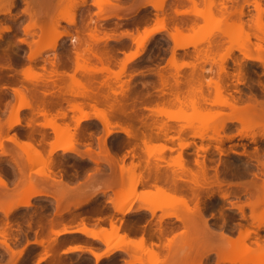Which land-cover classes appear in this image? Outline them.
<instances>
[{"label": "rangeland", "instance_id": "374dc122", "mask_svg": "<svg viewBox=\"0 0 264 264\" xmlns=\"http://www.w3.org/2000/svg\"><path fill=\"white\" fill-rule=\"evenodd\" d=\"M42 1L44 2L41 5H38V3H36L37 5L33 7V10L35 8V10H37L36 12H38L40 16L41 14L43 15L42 19L44 17L45 23H42L40 25H43V24L49 25L50 29H47L46 31L48 32L46 33L47 35L45 34L46 36L44 35L42 37L44 39V38H47L48 36V38L45 39L44 41H41L42 39L39 40L41 41L40 43L37 41L38 39L36 35H24L22 33V28L29 21L28 16L22 13L23 10L26 8V3L24 0H14V4L10 12L5 13V14H0V30L2 26H10L12 30H14L13 32H15V36H17V38H22L25 40V42H20V43L14 41L15 43H12L13 45H11V47H8L7 48L8 50L6 49V52L9 56L8 57L9 63L11 65L12 70L8 68H3L0 70V74L7 76L6 77L7 81L4 82L5 88L0 90V91H3L1 93L2 95L0 96V103H2V105L0 104V107L1 109L2 107L4 108L3 109L4 114H2V119L8 120L11 114L13 117V113L11 111H13L12 109H14L17 104V102L13 98V95L11 94L10 87L16 88L20 84L19 83L11 84L10 80L14 78L19 79L20 74L18 75L16 74L17 76H15L13 70L15 69L17 70V72L18 70H21L28 63L27 56L29 54V49L31 48L32 50L36 46L45 47L49 43L50 37H52L55 33L62 34L61 37L57 40L55 48L53 50H46V49L42 50L40 55L36 57V60L34 62L35 66L40 67L43 64V60L46 59L47 61H49L48 59L52 58L54 54H57V55L61 54L63 56V57L61 56L62 60H66V61L70 60L72 62L73 59L71 58H73L74 56L72 53L73 45H76L77 43L79 44L80 42H82L80 43L81 47H82V44L83 46L85 44L87 45L89 44L91 49H93L94 47V50H97L96 51L97 53L100 52L99 55H101V53L103 55L106 52L110 51L114 53V55L116 56L115 58L119 60L124 58V54L129 53L130 51L140 52V55L136 59L132 60L131 62L127 64L126 74L120 77L118 81L117 80L115 81L114 79H112V77L109 78L105 73H96V74L94 73L93 75L88 76L85 73H83V71H80V70L74 71V65L70 61H68V66L65 69L64 68L63 70L62 68H58L59 70L56 69L60 73L64 71L65 72L64 75L65 74L66 75L63 76V75H60L59 72H57V74H59L62 77V78L60 77L61 81H59V83L57 82L58 84L56 83V86H51L49 88L50 91L52 92L54 91V94L57 95V96L55 95V97L52 98V96H54L53 94L50 98L52 101L57 102V104L54 105L55 107L51 106L53 107V109L51 107L49 109V112H50L49 117H51L49 120H51L50 121L51 123L48 121L49 117L46 118L47 120L44 121L42 120L44 118L40 116H37L36 118H34L35 121L34 120L32 121L34 123L39 122L38 124L41 123L40 125L41 126L43 125V127L46 121L49 122V124H52L53 122V124L55 125L57 124L62 125V123L67 124L68 122L69 125L74 126L75 123L73 122L76 121V117L78 116V109L70 108L69 101L74 102L73 104L81 108L84 113H89V115L91 114L90 116H92L93 114H96V112L98 115L104 114L103 112L108 113V110L106 108L109 107V104L110 105L113 104V106L120 105L122 109L124 108L123 110H124V113H126V115L124 114L125 117L123 115H122L123 117L121 116L112 117L111 119H109L110 122H112L111 125L114 124V126L116 127L125 126L127 128L129 126V129L132 130L133 128L132 131H134L135 129V133L137 134L138 137H141L143 135L145 136L144 137L145 141L143 143H140V141H138L137 143L139 144L138 145L139 149H140V146L142 147L141 148L142 152L140 151L141 149L138 151H140L141 156L143 155L142 156L143 159L146 157L144 160L149 158V160L152 159L151 161L154 162L153 159L156 160V158H159L161 156L165 163L164 164L163 162H160L161 166H165L163 167V169L165 168L166 172L168 171V174L171 175L172 172H175V173L178 172L177 160H176L178 153L182 154L183 157H185L188 160V163H190L189 165L191 166V169L193 170L195 169V167L193 166V160L196 158V156H198L197 159L199 161H201V159L203 158L205 159V164L207 167V175H208L207 177L210 178L212 176L214 177L215 175L218 182L221 183L219 185H217L216 183H213L210 187L205 188V189L203 188L201 191H199V193H201L199 195L200 207H202L203 215L206 218L207 227L213 231L212 233L213 236L212 234L207 232L206 239H210V242L212 243L213 241L212 238H214V240L220 241V242L218 241V243H221L223 239L221 240L220 237L222 238V236H224L225 234L230 236L232 240H235L236 238H238L239 233L248 231L250 232V236L247 239H245L243 243L239 241H235L234 245L229 246L228 249L232 251L234 250L233 252H238V250L240 251L239 248L242 249L244 247H247V248L249 247L256 251L262 250V249L256 248L254 244V239H255L254 237L258 239V242L260 244H264V227H260L259 229L256 228L257 223L258 222L263 223L264 218L262 217L260 219H257V221H254L251 218V212L249 208L246 206L243 208L244 217H242L241 213L237 209V206L239 207L240 205H243L249 197L248 193L243 192L242 186L247 185L252 180L257 181V183H259L260 182L259 179H264V175H263L264 169L263 167H261V165H259V162H264V137L259 136L260 132L259 130H256V127L254 125L251 124L250 129H249V126L241 125L239 122H237L235 118L241 117V114L238 112H233V111H230L228 108H222V107L220 108L211 107L212 109H208L207 107H199V108L197 107L194 109L188 104L180 105V106L176 104L175 105L168 104L166 102V99H164L165 97H167V95L165 96L161 95V91L166 92V91H172L173 89H174L173 91H189L187 89L188 87L186 88V86H184L186 85L184 84V82H192L196 80V78H199V76H200V79L198 80L202 83V90L206 88V90L204 91H216L213 87L211 88L207 86L205 87L206 82H208L210 79L217 81L219 80L218 77H221L220 79L224 77L223 74L218 75V67L220 63L219 61L228 52V48H232L231 50H233L234 56H236L240 60L242 59V55L238 53L237 50L233 49L238 44H240L242 40L241 39L242 35L233 32L232 37H229L228 39L222 38L220 34H221V31L224 29L225 25L223 24L222 21L220 22L221 19L219 18V15L215 11H213L212 15L210 14L207 15V11L204 9L203 3H201V5H198V8L202 10L200 12H202V14L204 15V16L202 15L203 18L200 17L201 18L200 19L198 17V21L196 22V25H194L192 28H184V30L181 31L182 33H180L181 35L180 34L178 35L179 38H177V41L181 40L185 42L186 44H189L190 46L188 45L186 48L175 49L173 51L174 43L171 42L172 39L170 38V36H168L169 35L168 32L171 30L165 29L167 32L164 30L159 33H154L152 35H149L148 37L147 35L146 36L144 35V33L146 34V32L145 31L143 32V30L148 31L149 29L152 30V28L155 29V28L161 27V23L159 25L158 20L160 19L159 15L162 16V11L161 10L155 11L151 6H147L133 19L116 20L114 18H110L106 20H97L95 16L97 9L91 6V3H89V0H86L87 6L86 8H82V11L81 9L80 10L73 9L74 6L75 7L77 6L75 4L76 3L79 4L82 0L80 1L79 0H42ZM120 1H121V4L123 2L122 5L124 6H129L132 4L133 6H136L141 3L140 0H137L135 2H133V0H120ZM149 1L155 2L156 0H149ZM171 1L172 0H166V2L163 4V7L165 5L164 12L167 11L166 9H168L169 11V4ZM262 4L264 5V0H262ZM227 5L230 6L231 5L230 2H227ZM187 9H188V6H183V7H180L178 10H187ZM168 11L166 13L168 14L171 13L170 11L169 12ZM214 12L216 15L214 14ZM244 12L247 16L243 17L244 19L243 21H247L248 19L251 18V15H255L254 9L251 5L246 6L244 9ZM85 15L87 16L85 17V23H86L84 26L85 28L83 27L82 30H80V32L78 30L75 31L77 29L76 26H79L80 24V21H79L81 19L80 17L85 16ZM105 15L111 16L113 15V12H107L105 13ZM155 16L158 17L159 19L157 18L158 19L157 20ZM70 17L73 20V24H77V25H73L72 23H70V21L67 22L66 19ZM183 17L184 19L188 18L186 15H183V16L179 15L176 17V20L177 21L184 20ZM88 19H90V21ZM143 21L145 24H142ZM165 28H168V27H165ZM125 30L126 31L128 30L129 33L132 32V35H133L132 38H135L134 40L135 42L133 41L134 43L127 37L119 38V35L122 34ZM64 34H66V36ZM0 35L2 39H5V40L10 38L9 35L6 33H0ZM93 35H96V37L97 35L99 36L101 35V38H105V35H107L110 39H107L106 41L100 40L98 43L93 41L94 42L93 43L92 42L93 39L90 38V36H93ZM219 39H221L220 40L221 42L223 40V43H222L223 45H221L223 49L220 47L218 49V51L220 52L216 51V53L211 58L212 60L209 59L207 60L206 63L205 61H201L204 59H202V57L201 59L198 57L199 55L203 56V54H198L201 52L199 50H203L205 48V44L207 45L208 42L216 41L213 43H218L217 41H219ZM179 41L178 43H180ZM33 42L34 44L37 43V45H34ZM251 42L253 43L255 42V40L252 38ZM191 43L192 44L197 43L195 45L196 48H192L193 46ZM3 44L4 43L2 42L0 44V48L2 49L4 48L6 43L5 45ZM135 44H137V47H135L136 46ZM87 45H85L84 48ZM79 48L80 47H78V49ZM82 50L83 49L80 48L79 52L81 53ZM197 50H198V53H197ZM249 51H248L249 55L254 54V51L251 47ZM196 53L198 54V56ZM66 54H68V56ZM170 59L172 60V62L169 61ZM119 60L117 61L118 63H119ZM198 60L201 61L202 63L199 62ZM242 61L243 62L241 63L243 67H245L243 68V71L245 70L244 71L245 80L243 81L242 84H238L236 86L237 88L236 91L232 93H234L235 97L241 98L242 99L241 102L243 103L247 102L248 100H252L253 98L264 101V87H263L264 86V69L261 67L259 63L253 60L251 61L247 59H242ZM117 62L112 61L111 70L114 72L117 71L116 69L118 65ZM169 62L171 65H169ZM88 63H89V67L91 66L89 69L99 67V65L94 60H91ZM187 63H190L191 66L190 64H187ZM188 65L191 68L196 66L195 67L196 69L195 68L191 69ZM46 66L49 67L48 64ZM170 66H172L173 68ZM199 66H202V67H199ZM226 66H227L228 72L233 73V74L235 73V66L233 65L231 60L227 61ZM36 69H34L36 72L39 71ZM131 70L134 71V73L131 72ZM192 70L194 71L193 73H192ZM196 70L199 71V74H197L198 72ZM215 70L217 71L215 72ZM130 74H131V77L129 76ZM159 74L161 75L162 81L164 83L163 84L164 87L161 84L162 82L160 83ZM195 74H197L198 76L196 77ZM212 74H214V76ZM216 74H217V77H216ZM59 75H57V77ZM224 80H226L227 82V79L224 78ZM179 81L180 82L184 81L183 85L181 84L182 82L180 83ZM83 84L85 85L87 84L86 89L90 91L92 95L100 98L99 104L98 102L97 103L93 102L89 100L88 98H83L81 96L82 91H84L82 89ZM232 84H234V80L232 81ZM223 85H224V82H223ZM220 86H222V83L220 84ZM224 89H221L220 87L221 91H225ZM112 92H114L115 94H113ZM58 94L59 95L63 94L64 97H61L62 95L59 96ZM97 97L95 99H97ZM133 97L135 98V100L133 99L131 100V98ZM63 98H65V100H63ZM5 99H6V102H5ZM58 99L60 100V102L58 101ZM5 103L10 104V105H7L9 107L7 106L4 107ZM59 113L62 114L63 116L65 114L64 116L65 118L63 117V119H61L62 117L60 116L62 115H59ZM28 114H29V111L26 109H22L19 111L17 115V119L19 123L14 126L15 129H17V132H20V133L24 132V130H22L19 126L30 120V116ZM57 114H58V117H54L55 115L57 116ZM11 119L16 120L14 119V117ZM42 122H44V124H42ZM222 122L223 123L225 122V123H224V129L222 131H219L220 136L219 134H216L215 136H213L215 133L213 132L212 127L215 125L218 126ZM49 124L48 126H50ZM160 124L161 125L166 124L169 128H171V130H169L167 135L159 133V130L157 129V127H159ZM46 125L47 124H45V126ZM181 125L182 126L186 125V126H189L190 128H185L184 132L182 131L181 133L176 132V130L177 131L179 130L178 127H180ZM36 127H38L37 124H36ZM78 129L81 130L82 132L78 131ZM41 130L42 132L39 133ZM38 131L39 132L35 134V136L37 137V138L35 137V139L36 141L37 140L39 141V134H40V139H41V135L45 136V137L42 136L45 139L47 138L46 140L44 139V142H43L45 145L43 147L45 148L42 150L40 146L36 145L35 146L36 148H35L34 147L35 144L34 145L30 144V149H27L24 153L23 152L21 153L23 156H25L26 160L33 159L35 155V152H34L35 149L39 150L41 154L40 156L45 157L48 154V151H45V150H48L51 144L55 145L58 142H60L61 144H65V145L68 144L67 143L68 139L64 134H57V133L54 134L52 130L51 129L49 130L47 126L41 129L39 128ZM239 132L240 134L242 132L240 138H238L237 136ZM77 133L79 134L80 139L83 138L84 140V142L82 141V143L84 144L79 145L80 147L79 146L77 147V149H81V151H84L86 148H91L92 150L96 151L97 150V145H96L97 138L104 137L105 135L104 134L105 131H103L102 126L95 118L93 119V116L92 118L90 117L89 120L80 122L78 124ZM11 134H12V130L8 132V135H11ZM84 134L85 136H82ZM4 136L5 135H2L1 139L6 137ZM223 136L224 137L235 136L236 138L230 141H226L225 139L223 140L224 138ZM171 137L173 138L170 139ZM212 138L214 140H212ZM125 140L127 141V138L125 135H123V133H112L111 135H108L106 137V142L111 147L112 151L115 152L117 155L118 154L124 155L126 154V151L128 152V150L131 149V147L129 148V147L124 146L128 149L126 150V148H123V146H121L122 143L124 144L126 142ZM31 141L32 140L28 141V143L29 142L31 143ZM25 142H27V140ZM131 142H133V140H131ZM45 143H48L50 145L45 144ZM47 145L49 146L48 149H47ZM215 147H218V149L219 148L220 149L217 150L215 149ZM57 151H60V150H57ZM63 154H67V155L57 156V158L61 157L60 159L63 162V163L61 162L62 164L56 160L57 158L52 156L54 161L56 160L58 162V163H55L56 161L54 162V164H57V168H60L64 165L60 169H64L68 167V169H75V170L79 169V171L81 172L82 171L84 172L86 170L90 171L91 165L83 161L84 159L78 158L73 153H63ZM127 154L124 159V162L126 165H128L130 163L129 161L132 160L130 155L129 154L127 155ZM130 154L132 153L130 152ZM119 157H121V155ZM133 160L135 161V158ZM153 162H150V163H153ZM93 166L95 167L96 165H93ZM43 167L44 165L42 164V161H38V162L28 165V170H30L32 175L33 174L36 175L34 172L36 171L38 172V170L43 169ZM100 168L102 169V170L100 169L102 172V175L99 177V179H102V180L107 179V175L109 173L108 168L104 164L103 165L101 164ZM93 169H94L93 171L95 175L96 174L95 168ZM138 172H139L138 170H135L134 175L135 173H138ZM144 174H146V171H144ZM252 174L253 175L256 174L259 179L255 180ZM128 176H130V174H128ZM131 178L132 177L130 176L129 178L130 180H128L127 178L126 179L124 178L125 181L123 180L122 205L123 206L125 205L124 207L131 206V208L135 209L136 207H138V205L139 206L141 204L144 205V203L145 204L151 203L150 205H153L155 207L159 205H163V204L167 205L168 202H165L164 197L157 194L155 190H153L154 188L151 187V185L149 186L148 185L146 186L134 185L133 184L134 177L132 179ZM211 180H214V178H211ZM131 182L133 183L130 184ZM105 184L107 185V181L105 182ZM186 184L185 185L187 187L189 184L188 183ZM131 185L132 186L134 185V186L131 187ZM181 187L182 189L180 187L179 189L183 190L184 192L185 187L183 186V184L181 185ZM24 188H26L28 191ZM206 189H208L209 191ZM30 191H33V190L26 187V185H22L18 189L15 188V190L12 192L10 196L8 197L2 196L0 198V206H3V208H7V207H10L11 205H14L19 200H21L26 193ZM36 191H43V190H36ZM183 192H182V196L189 197L188 194H186V192H185L186 196L183 195ZM224 193H228V196L226 199L221 198V195ZM138 194L140 195L138 196ZM108 197L109 196L98 197L94 201H91L89 205H85L80 208L72 209V213L73 214L80 213L79 215L81 217H86V219H89L90 222L92 218H96L95 220H92L95 223L94 231L96 232H99L100 229H108L109 220H112L113 222L116 221L117 224L120 222L119 224L121 225V227L126 228L129 231L132 230L136 232V234L143 233L146 236L147 250L150 249L149 242L153 241L154 243L158 245L157 248L154 247L153 249H155V251L158 252L159 259L162 261L165 260L161 264L166 263V261L168 263L169 259L168 257H166L168 256L167 255L168 250L163 247L165 243L164 233L169 238L172 235L179 234L180 232L184 230L182 223L180 221L175 220L172 217L164 218L161 220V223H159L158 219L162 212L159 211L158 209L155 211L154 216H150L149 213H146L148 215L146 214H144L145 216L143 214L142 215H125L121 217L119 214H117L113 210ZM137 197H140V198H137ZM77 200H78L77 198H72L68 202L70 204H74V202H76ZM68 202L64 203V206H66ZM53 205L54 204H52L51 201L32 200L31 198L29 202V206L19 207L13 210L7 217H5L3 214H0V234L4 232V233H7L9 237H11L10 244L11 246H13L14 250L24 249L22 253L23 259H21L22 262H20L19 264H46L47 263L45 262L46 260L41 261L39 263L37 262L38 254L42 252V248L32 244V242L36 238H38V236L35 234V230H36L35 229L36 227L34 226L35 223L37 222L39 218H42V221H43V218L44 220H46L47 217L48 218L52 217V214H53L52 211L54 208ZM95 207L101 209L100 216L94 213L91 214L90 211H92L93 208ZM99 217H100V220L98 221L97 218ZM28 223H30L31 225H28ZM70 224L72 223L65 222V226L61 225L62 226L61 228L63 227L68 228ZM159 226H160V229L163 231L161 234L159 232ZM56 228H54V230H59ZM70 229H73V228H70ZM150 234H151L152 239L147 238L149 237ZM64 235H70V234H64ZM60 236H63V235H60ZM58 237H56L57 244L59 243L57 239ZM213 243H212V246H213ZM215 243L217 244L216 241ZM101 244L102 243H100L98 240H95V242H89V245L93 247H99ZM216 244L214 245L216 246ZM221 247L223 249L220 251L219 256H215V254L210 253V255L207 256L206 259H203L201 263L202 264H230L222 260L224 259V256L227 252H226V248H224L225 247L224 245H222ZM4 250L5 249L4 248L2 249L0 246V264H9L8 262L9 254L7 251H4ZM184 250L185 249H182V250L178 249L176 251L175 249H173V252H178L176 256H179L181 258L188 257L187 256L188 254L186 253L188 250L187 251L185 250L186 255L183 256ZM191 253L194 254V252L191 251L189 253L190 256H191ZM126 255L128 256V254L126 253H121V255H114L112 259L109 261L101 260L98 263H95V261L94 262L92 261L93 258L91 259L90 257L86 255L78 254V255H72L69 257H60L61 261L59 259V263L60 264H125V262L128 261L126 260L127 258ZM142 255L144 257L146 256L144 253ZM233 255L236 256V253H233ZM190 256L188 257V260H191L193 255L191 256V258ZM131 258L132 257L130 256V259ZM185 261H187V259H185Z\"/></svg>", "mask_w": 264, "mask_h": 264}, {"label": "bare ground", "instance_id": "6f19581e", "mask_svg": "<svg viewBox=\"0 0 264 264\" xmlns=\"http://www.w3.org/2000/svg\"><path fill=\"white\" fill-rule=\"evenodd\" d=\"M24 1L26 3V8L23 10L22 13H24L28 16L29 21L22 28V33L24 35H36V37L38 39L37 41L40 43L41 41H44L45 39L48 38V36H47V38H44V39L42 37L46 33H48L46 31H47V29H50V28H49V25H45V24L40 25L42 23H45L44 17L42 19L43 15L41 14V16H40L38 14V12H36L37 10H35V8L33 10V7L37 5L36 3H38V5H41L44 1H42V0H39V1L38 0H24ZM135 1H137V0H133V2H135ZM140 1H141V3L136 5V6H133V4L131 3L132 4L131 6L126 7V6L122 5L123 2L121 4L120 0H93L91 2V6L95 7L97 9V12L95 13L97 20H106V19H110V18H114L116 20L133 19L147 6H151L155 11L161 10L162 16L159 15L160 19L155 16L156 19L157 18L159 19V20L158 19L157 20L159 21V25L161 23V27L160 28L158 27L155 29L152 28V30L147 29L148 31L143 30V32L145 31L146 34L144 33V35L145 36L147 35V37H148L149 35H152L154 33H159L161 31H164L165 29L171 30L168 32L169 35H168V33H167V35L170 36V38L172 39L171 42L174 43V46H173V51H174L175 49L186 48L189 45V44H186L185 42H183L181 40L180 41L178 40L180 42V43H178L177 38H179L178 35L180 33H182L181 31L184 30V28H192L194 25H196V22L198 21V17L203 18L204 15L202 14V12H200L202 10H200L198 8V5H201V3H203L204 9L207 11V15L208 14L212 15L213 11H215L219 15V18L221 19L220 22L222 21L223 24L225 25L224 29L221 31V34L219 33L222 36V38L228 39L229 37H232L233 32L242 35L241 39L243 41L241 40L240 44H238L233 49L237 50V52L242 55V59H247V60H251V61L253 60V61L259 63L261 65V67L264 69V5L262 4V0H172L169 4V11L171 12L169 14L166 13L168 11V9H166L167 11L164 12L165 5L163 7V4L166 2V0H156L155 2H151L149 0H140ZM227 2H230L231 5L228 6ZM13 4H14V0H0V14L9 13L11 8L13 7ZM75 5H77V6L75 7L73 5L75 7V8L73 7V9H79V10L81 9V11H82V8H86V6H87L86 0H82L79 4L76 3ZM248 5H251L253 7L255 15H251L250 19H248L247 21H243L244 20L243 17L247 16L244 12V9ZM183 6H188V9L187 10H178L180 7H183ZM39 8H40V6H39ZM83 12H84V10H83ZM107 12H113V15H111V16L105 15V13H107ZM215 12H214V14H215ZM86 15L80 17L81 18L79 20L80 24H79V26H76L77 29L75 31L78 30L80 32V30H82V28L85 26V24H86L85 23V17H87ZM179 15L180 16L186 15L188 18L184 19V17H183L184 20L179 19L180 21H177L176 17ZM66 20H67V22L70 21V23L73 24V20L71 19V17L67 18ZM88 20L90 21V19H88ZM142 24H145L144 21ZM73 25H77V24H73ZM221 26H222V24H221ZM165 27H168V28H165ZM35 30H37V31H35ZM13 31L14 30H12V28L10 26H2L1 27L0 33H6L9 35L10 38L8 37L9 39H7L8 40L7 41L5 39H2V37L0 35V44H1V42L4 43L3 45H5V43H6V45H5L6 47L4 46L3 49L0 48V70L3 68L11 69V65H10L9 59H8L9 56L6 52V49L8 47H11V45H13L12 43H15L14 41L19 42V43L25 42L24 39L17 38V36H15V32H13ZM61 35L62 34H60V33H55L52 37H50L49 43L45 47L44 46H41V47L36 46L32 50L30 48L29 54L27 56L28 63L21 70H18L19 73L17 72V70H15V69L13 70L15 76L20 74L19 79L14 78V79L10 80L11 84H17V83L20 84V85L18 84L19 86L16 88L10 87L11 94L13 95V98L17 102L15 108L12 109L13 111H11L13 113L14 119H16V120L11 119V118H13L12 114H11L10 118H8V120L2 119V114H4L3 113L4 108L2 107V109H1V107H0V109H1L0 110V154L6 155L9 157L8 161L10 162V166L13 170V173H15L16 178H17V179L15 178L17 181L15 184V188L18 189L20 186L26 185V187H28L29 189L32 190L35 187H37L38 185H43L44 189H45V192L33 190V191L26 193L24 195V197L21 200H19L17 203H15L14 205H11L10 207L3 208V209L0 208V212L5 217H7L15 209H17L19 207L29 206V202H30L31 198H37V197H40L43 195L47 196V197L50 196L54 200V205H53L54 208L52 211L53 212L52 217H50V218L47 217L46 220H44V218H43V221H42V218H39L37 220V222L35 221L36 222L34 225L36 227L35 228L36 229L35 234L38 236V238H36L32 242V244L42 248V252L38 254L37 262L39 263L41 261L46 260L45 261V262H47L46 264H60L59 259H60L62 254L72 253V252H76V251L88 252L93 257L95 263H98L101 260L109 261L112 259V257L116 253H120V254L126 253L132 257L130 260L126 261L125 264H161L162 262L165 261V260L162 261L159 259L158 252L155 251V249H153L154 247L157 248L158 245L156 243H154L153 241L149 242L150 249L147 250V248H146V236L143 233H141L139 235L137 240L133 239L132 234L136 233V232H134L132 230L129 231L128 229L121 227V225L119 224L120 222L117 224L113 218L112 219L115 222H113L112 220H109L108 229H100L99 232H96L93 229L87 228V225H89L88 223H90L89 219H86V217H81L79 215L80 213L79 214H73L72 213V209L83 207V206L87 205L88 203H90L91 201H94L96 198L99 197V195H102V196H109L108 197L109 202L111 203L113 210L117 214H119L121 217H123L125 215H142V214L144 215L146 213H149L150 216H154L155 211L158 209L159 211L162 212L161 215L159 216V219H158L159 223H161L162 219L170 218V217H172L175 220L180 221L182 223L184 230L182 232H180L179 234L172 235L169 238L164 233L165 243H164L163 247L168 250V253H167L168 256H166V257H168V259L170 261L168 260V263L166 261V263H163V264H188L190 262H191L190 264H202L201 263L202 260L206 259V257L209 256L210 253L215 254V256H219L220 251L223 249L221 247L222 245L225 246L224 248H226V252H227L224 256V259H222L226 263H230V264H264V244H260L256 237H254L255 238L254 244H255L257 249H262L260 251L253 250L249 247L248 248L244 247L242 249L239 248L240 251L238 250V252H233L234 250L232 251V250L228 249L229 246L234 245L235 241H239V242L243 243V241L250 236V232H248V231H245L243 233L242 232L239 233L238 238H236L235 240H232L230 238V236L223 234L224 236H222V238L220 237L221 240L223 239L222 240L223 242L221 241L222 244L218 243L219 240L217 241V240H214V238H212L214 241V243L212 241L213 246H215L214 244H216L215 241L217 242L215 247L212 246L210 239H206L207 232L212 234L213 231L207 227L206 218L203 215L202 207H200L199 195L201 193H199V191H201L203 188L205 189V188L210 187L213 183H216L217 185H219L221 183L218 182L215 175H214V177L213 176L210 178L207 177L208 176L207 175V167H206L204 158L201 159V161H199L197 159L198 156H196V158L193 160V166L195 167V169L193 170V169H191V166L189 165L190 163H188V160L185 157H183L182 154L178 153L177 154L178 156L176 159L178 172L177 173L172 172L171 175L168 174V171L166 172L165 168L163 169V167H165V166H161L160 162L164 163L163 158L161 156L159 158H156V160L153 159L154 162L151 161L152 159L149 160V158H147L150 162H153V163H150L147 159L144 160L146 157L143 159V157H142L143 155L141 156V153H140V151L142 152V149H141L142 147L140 146V149H141L140 150L139 146H138L139 144H137V143H138V141H140V143H143L145 141L144 140L145 136L143 135L141 137H138L137 134L135 133V129H134V131H132L133 128L130 127V128H132V130H131V129H129V126L127 128L125 126L116 127V126H114V124L111 125L112 122H110L109 119H111L112 117H115V116H118V117L124 116L125 117V115H126V113H124V110H123L124 108L122 109L120 107V105H117V106L114 105L116 107L115 108L113 106V104H111V105L109 104V107L107 106L109 109L106 108L108 110V113L103 112L104 114L98 115L96 112V114L92 115L93 119L95 118L100 123V125L102 126L103 131H105L104 137L97 138V143H96L97 150L96 151L92 150L91 148H86L84 151H81V149H77V147L79 145L84 144V143H82V141L84 142L83 138H81L82 139L81 140L79 137V134L77 133V126L80 122L87 121L90 119V117L92 118V116H90L91 114L89 115V113H84L81 108H79L78 106L73 104L74 102L69 101L70 108L78 109V116L76 117V121L73 122V123H75L74 126L69 125L68 122H67V124L62 123V125H59V124L55 125V124H53V122H52V124H49V122L51 121V120H49L51 118V117H49L50 116L49 115V113H50L49 109L51 106H54L57 104V102H54L50 99L51 96L54 94V91L53 92L50 91L49 88L51 86H56V83L57 82L59 83V81H61L62 77L60 75H63V76L66 75V74L64 75V73H65L64 71L62 73H60L58 71L59 70L58 68H62V70H63V68L65 69L68 66V61H70V60H68V61L62 60L61 54H58V55L54 54L52 56V58L48 59L49 61H47L46 59L43 60V64L40 67L35 66L34 62L36 60V57H38L40 55L42 50H44V49L53 50L56 46L57 40L61 37ZM64 35L66 36V34H64ZM132 36H133L132 32L129 33L128 30L127 31L125 30L122 34L119 35V38L127 37L133 42L135 40V38H132ZM103 37H104V35H103ZM138 37H139V35H138ZM218 37H220V36H218ZM90 38L93 39L92 42L94 41L96 43H98L100 40L106 41L107 39H110L107 35H105V38H101V35L100 36L97 35V37H96V35H93V36H90ZM136 38H137V36H136ZM252 38L255 40V42H253V43L251 42ZM39 40H41V41H39ZM220 40L221 39H219V41ZM219 41H217L218 43H213L216 41L208 42L207 45L205 44V48L203 50H199V51H201L200 53H198V50H197L198 54H203V56H200V55L198 56V54L196 53L200 59H201V57H202V59H204L201 61H205V63H206L207 60H209V59L212 60L211 59L212 56L216 53V51H218V49L221 47V45H223L222 44L223 40H222V42L220 41V43H219ZM37 43L34 44V42H33L34 45H37ZM80 43H82V42H80ZM80 43L73 45V52L72 53L74 56H73V58H71V59H73L72 62L71 61L70 62L74 65V71H77V70L83 71V73H85L88 76H91L94 73L95 74L96 73H105L109 78L112 77V79H114L115 81L116 80L118 81L120 77H122L126 74L127 64L129 62H131L132 60L136 59L140 55V52H138V51L137 52L136 51L135 52L130 51L129 53L124 54V58L120 59L121 60L120 61L119 59L115 58L116 56L114 55V53H112L110 51H109L110 53L106 52L107 54L105 53L102 55V53H101V55H99L100 52L97 53L96 52L97 50H94V47H93V49H91L89 44L88 45L85 44L87 46L84 48L85 45L83 46V44H82V47H81ZM225 43H226V41H225ZM225 43H224V45H225ZM196 44L197 43H193L192 48H196L195 47ZM135 45H136L135 47H137V44H135ZM78 47L83 49L81 51V53L79 52L80 48L78 49ZM250 47L254 51L253 55H249V53H248V51L250 50ZM231 49L232 48H228V52L224 55V57H222L221 60L219 59L220 60L219 61L220 63L218 62L219 67L217 65L218 75L223 74L224 77L222 79H220L221 77H218L219 80L214 81V80H211L209 78L210 76L208 75L209 76L208 78L210 80L208 82H206L205 87L206 86L210 87V88L213 87L216 91H204V90H206V88L205 89L203 88L204 90H202V83L198 80V79H200V76H199V78H196L198 76L197 74H199V71L196 70L198 72L197 74H195L196 80H194L192 82H184L183 81L184 84H186L184 86H186V88L188 87L187 89L189 91H173L174 90L173 89L172 91H166V92L161 91V95L162 96L167 95V97H165V98L163 97V98L166 99V102L168 104H173V105L176 104L179 106L188 104L191 107H193L194 109L197 107L198 108L199 107H207L208 109H212L213 107L214 108L215 107L216 108L222 107V108H228L230 111H233V112H238L241 114V117H238V118L233 117L236 119L237 122H239L241 125L249 126V129H250L251 124L254 125L256 127V130H259V132H260V135L259 134L258 135L261 137H264V101L263 100H257L255 98H253L252 100H248L247 102L243 103V102H241L242 101L241 98L235 97L234 93H232V92L236 91V89H237L236 86L238 84H242L243 81L245 80V73H244L245 70L243 71V68H245V67H243V65L241 63V62H243L242 59L240 60L239 58L234 56L233 50H231ZM173 51H172V53H173ZM218 52H220V51H218ZM66 55L68 56V54H66ZM114 59H116V60H114ZM171 59L169 60L170 62H172ZM91 60H94L99 65V67L89 69L91 66L89 67L88 62H90ZM118 60H119V63L117 62ZM228 60H231V62L235 66V73L234 74L228 72V70H227L226 63ZM112 61H116L118 64L116 67L117 71H115V72L111 70ZM201 61H199V62H201ZM170 62H169V65H171ZM190 63H192V62H190ZM190 63H187V64H190ZM47 64L49 65V67L46 66ZM87 64H88V66H87ZM190 66H191V64H190ZM170 67H172V66H170ZM195 67H193V68H195ZM199 67H202V66H199ZM193 68H191V69H193ZM34 69L39 70V71L36 72ZM56 69H58V70H56ZM216 71L217 70H215V72ZM57 72H59L60 75L57 74ZM131 72L134 73V71H132V70H131ZM193 72L194 71L192 70V73ZM57 75H59L58 76L59 78L57 77ZM175 75H177V74H175ZM212 75L214 76V74H212ZM129 76L131 77V74ZM6 77L7 76L0 74V90L5 88L4 82L7 81ZM188 77H187V79H188ZM216 77H217V74H216ZM192 78H194V77H192ZM224 78L227 79V82H226V80H224ZM159 80H160V83L162 82L161 84L163 86L164 83L162 81L161 75L159 76ZM221 80L224 82V85H223V82ZM233 80H234V84H232ZM177 81H178V79H177ZM220 81L222 83V86H220V84H221ZM183 82L181 83L182 85H183ZM177 84H179V83H177ZM204 84H205V82H204ZM86 85L85 84L82 85V89L84 91H82L81 96L83 98H88L89 100H91L93 102H96V103L98 102V104H99L100 98L92 95V93L86 89L87 88ZM162 86H160V87H162ZM120 87H121V85H120ZM220 87H221V89L225 88L224 89L225 91H221ZM164 89H166V88H164ZM2 92L3 91H0V96L2 95L1 94ZM112 93L115 94L114 92H112ZM55 95L56 94H54V96H52V98L55 97ZM59 96L64 97L63 94H60ZM96 97H97L98 101H97V99H95ZM1 98H3V97H1ZM59 99H58V101L60 102ZM132 99L135 100L134 97L131 98V100ZM63 100H65V98H63ZM66 101H68V100H66ZM5 102H6V99H5ZM8 103H10V102H8ZM0 104L2 105V103H0ZM7 105H10V104L5 103L4 107H6ZM7 107H9V106H7ZM51 108L53 109V107H51ZM22 109H26L29 111L28 115L30 116V120H31V121L29 120L30 122L29 121L25 122L24 124L19 126L22 130H24V133L17 132V129H15V127H14L15 125H17L19 123L18 119H17V115H18L19 111ZM105 113H106V115H105ZM59 115H62V114L59 113ZM37 116L44 118V119H42L44 121L47 120L46 118L49 117L48 118L49 122H47V121L45 122V124H47L46 126L49 128V130L51 129L54 134H56V133L57 134H64L68 139V142H67L68 144L65 145V144H61L60 142H58L55 145H52V144L50 145L48 143H45V144L50 145V148L47 145V149L48 148L49 149L45 150V151H48V154L45 157L40 156L41 154H40L39 150L35 149L34 150L35 155H34L33 159H31V160L27 159L26 160L25 156H23L21 153L22 152L24 153L27 149H30V144H33V145L35 144L34 147L36 145L40 146V148H42V150L45 148V147H43V146H45L43 143L44 139H45L43 137H45V136L41 135V139H40V134H39V141L38 140L36 141V139H35V137H36L35 134H37L39 132L38 131L39 128L41 129V128L46 127L44 122H42V124H44V127H43V125L42 126L40 125L41 123L38 124L39 122L34 123L32 121ZM64 116H65V114H64ZM64 116L63 115L60 116V117H62L61 119H63ZM54 117H58V114H57V116L55 115ZM231 118H229V119H231ZM113 119H115V118H113ZM224 123L222 122L218 126L215 125L212 127V130L215 133L213 136H215L216 134H219V131H222L224 129ZM36 124L39 128L36 127ZM48 124L50 126H48ZM71 126H73V127H71ZM178 128H179V130L178 131L176 130V132L181 133L182 131L184 132L185 128H190V127L186 126V125L185 126L181 125ZM46 129H45V131H46ZM157 129L159 130V133H162L165 135H167L169 130H171V128H169L166 124H163V125L160 124V126L157 127ZM11 130H12V134L8 135V132ZM42 130L39 133H41ZM19 131H20V129H19ZM78 131H81V130L78 129ZM112 133H123V135L126 136L127 141L125 140L126 142L124 141L125 143L124 144L122 143L121 146H123V148H126V147L130 148L131 147V149H129V150L126 148V150H128V152L126 151V154L128 153L132 159V160L130 159L131 161H129L130 163L128 165H126L124 162L126 154H124V155L120 154L121 157H119L120 155L118 154L119 155L118 156L115 152H113L111 147L106 142V137L108 135H111ZM1 134L5 135L6 137L4 136L5 138L1 139V136H2ZM241 134H242V132H241ZM241 134H240V132H239V134H237L238 138L241 137ZM82 136H85V134ZM219 136H220V134H219ZM172 138L173 137H171L170 139H172ZM234 138H236V137L235 136H229V137H224L223 140L225 139L226 141H230ZM84 139H85V137H84ZM26 140H27V142H25ZM30 140H32L33 142L31 141V143L30 142L28 143V141H30ZM131 140H133V142H131ZM212 140H214V139L212 138ZM6 141H8L9 146H8V144L7 145L5 144ZM75 146H76V148H75ZM124 146H126V147H124ZM183 147H184V145H183ZM37 149H38V147H37ZM215 149L219 150L220 148L218 149V147H215ZM57 150H60L62 153H73L74 155H76L80 159H85V160L88 159L89 161H91L94 165H96L93 168H95V171H96L95 176H97V177H100L102 175V172H101L102 167L100 168V165L104 164L109 170L108 171L109 173L107 175V179H105L107 181V185L105 184V189H103L99 194L96 193L92 197H88V195H87V191H88L87 183H89V182H87V183L85 182L84 184L80 182V183H78V185L76 184L77 186H74V187L71 186V184H69L70 181L67 182L63 179L64 178V176H63L64 169H60V168H62L64 165L62 167H60L61 166L60 165V166H58L60 168H57V164H54V162L56 160L59 161V163L62 162L60 159L61 157L60 158L58 157L60 159L59 160L54 155L55 158H57L55 161L52 157L53 154H56L55 152ZM136 150L137 151L140 150V151L137 152ZM143 150H144V148H143ZM129 151L132 154H130ZM134 158H135L136 162L133 160ZM3 161H6V160H3ZM38 161H42V164L44 165L43 169L38 170V172L37 171L34 172L37 177L38 176L40 177V178L38 177L39 180L37 179L36 176L32 175L30 170H28V165L33 164V163L38 162ZM57 161L55 163H58ZM259 165H261V167H263V169H264V162H259ZM5 167H6V165H5ZM69 167H70V165H69ZM56 168L62 172V175L59 174L60 172L57 173L58 170ZM55 169H56V171H55ZM135 170H138L139 172L135 173V175H134ZM54 171L58 175L63 176L62 177L63 180L60 179V181L57 180V182H55L53 177L57 176V175H54L55 174ZM144 171H146V174H144ZM69 173H64V175L69 174ZM76 173L73 177L77 176ZM11 174H12V171H11ZM128 174H130V176L132 178L134 177L133 178L134 183L131 182L130 184L133 183L134 185H141V186L151 185V187L154 188L153 190H155V192L157 194L164 197L165 202H168L167 205L163 204V205H159V206L155 207L153 205H150L151 203L149 202L150 204L144 203V205H142V204L140 206L138 205V207H136L135 209L131 208V206L130 207H128V206L124 207L125 205L124 206L122 205V187H123L122 185H123L124 178L125 179L127 178L128 180H130L129 179L130 176H128ZM142 174H144V175H142ZM2 178L3 177L0 176V198L2 196H5V197L10 196L12 194V192L15 190V189H11L12 187L11 188L8 187L5 180H3ZM211 178H214V180H211ZM253 178H255V180L259 179L256 174L253 175ZM71 179H73V178L71 177ZM67 180H69V179H67ZM259 180H260L259 183H257V181L252 180L247 185L242 186L243 192L248 193L249 197L243 205H240L239 207L237 206V209L241 213L242 217H244L243 208L245 206L248 207L250 212H251V218L254 221H257V219H260L262 217L264 218V179H259ZM180 182L181 183L183 182L182 184L185 187L186 191L184 190V192H183V190L179 189V187L182 189V187H181L182 184ZM186 183L189 184L187 187H186V185H187ZM133 186L131 185V187H133ZM206 190H208V189H206ZM47 191H48V193H47ZM123 191H124V189H123ZM182 192H183V195L186 196V194H188L189 197L182 196ZM185 192H186V194H185ZM139 193H141V192H139ZM211 194H212V192H211ZM110 195H111V197H110ZM139 195L140 194H138V196ZM208 195H209V193H208ZM227 196H228V193H224L221 195V198L226 199ZM72 198H77L78 200L76 202H74V204H70L68 201ZM137 198H140V197H137ZM67 202H68V204L66 206H64V203H67ZM154 205H156V204H154ZM100 210L101 209L95 207L90 212H91V214L94 213V214L100 216V214H101ZM83 213H84V211H83ZM146 215H148V214H146ZM97 220L99 221L100 217L97 218ZM65 222L75 223V224L79 223L81 225L80 226L81 228L79 227L77 229H70V228L68 229V228L63 227L59 230H54V228L58 227L59 225L60 226L64 225ZM28 225H31V224L28 223ZM92 225H95V224H92ZM34 226H33V228H34ZM260 227H264V221H263V223H261V222L257 223L256 228L259 229ZM131 231L133 233H131ZM159 232H160V234L163 232L160 229V226H159ZM74 233H79V234H82L86 237H90L92 239L98 240L100 243H102L105 246V250L103 252H96L90 246L89 247L68 246L65 249H59L60 247H59V243L57 244V242H56V237H58L60 235H64V234H74ZM212 236H213V234H212ZM10 238L11 237H9V235L7 233H4V232L1 233L0 234V246L2 249L3 248L5 249L4 251L8 252L9 255L8 254L7 255L9 256L8 257L9 258V260H8L9 264H19L20 262H22L21 259H23L22 253H23L24 249L14 250L13 246H11V244H10ZM147 238L152 239L151 234ZM158 238H160V237H158ZM220 244H221V246H220ZM220 247H221V249H220ZM173 249H175L176 251L178 249H181V250L185 249L186 251L188 250L186 252L188 254L187 255L188 257L190 256L189 253L191 251L194 252V254L191 253V256L192 255L193 256H192V258L190 256L191 260H188V257L181 258L179 256H176L178 252H173ZM185 250L183 252L184 253L183 256L186 255ZM141 253L142 254L144 253L146 256L144 257ZM233 253H236V256H234ZM185 259H187V261H185ZM60 261H61V259H60ZM188 261H190V262H188Z\"/></svg>", "mask_w": 264, "mask_h": 264}, {"label": "crops", "instance_id": "0c3cea01", "mask_svg": "<svg viewBox=\"0 0 264 264\" xmlns=\"http://www.w3.org/2000/svg\"><path fill=\"white\" fill-rule=\"evenodd\" d=\"M93 0H89V3H91ZM129 6H131V5H129ZM129 6H126V7H129ZM24 133V132H23ZM5 144L7 145L8 144V146H9V143H8V141H6L5 142ZM56 154H53L52 156H59V155H67V154H63L62 152H60V151H57V152H55ZM54 156V157H55ZM9 157L8 156H6V155H1L0 154V162H1V164H0V176L1 177H3L2 179L3 180H5V182H6V184L8 185V187H12L11 189H15V184H16V175H15V173H13V170H12V168H11V166H10V162L8 161L9 159H8ZM3 160H6V161H3ZM83 161H85L87 164L89 163L90 165H91V168H90V171H88V170H86V171H79V169L78 170H75V169H68V167L67 168H64V171H63V176H64V180L65 181H70L69 182V184H71V186H77L78 185V183H87V182H89V183H87V185H88V191H87V195H88V197H92L94 194H96V193H100L103 189H105V180H102V179H99V177H97V176H95L94 175V171H93V163L91 162V161H89L88 159H84ZM5 165H6V167H5ZM57 169V168H56ZM56 169H55V171H56ZM58 170V169H57ZM74 172H73V171ZM11 171H12V174H11ZM54 171V172H55ZM68 171V172H67ZM2 172V173H1ZM60 172V173H59ZM71 174H70V173ZM74 174H73V173ZM77 172V173H76ZM57 173H59L60 175H62V172L60 171V170H58V172ZM56 172H55V174L54 175H57V176H54L53 177V179H54V181L55 182H57V180H59L60 181V179H62V177L63 176H60V175H58ZM64 173H69V174H65L64 175ZM75 173H76V175L77 176H75V177H73L74 175H75ZM90 174V175H89ZM3 175V176H2ZM34 175V174H33ZM67 175V176H66ZM86 175V176H85ZM94 175V176H93ZM34 176H36V175H34ZM93 176V177H92ZM14 177V178H13ZM37 177V176H36ZM39 177V176H38ZM37 177V179L39 180V178ZM56 177V178H55ZM70 177V178H69ZM71 177L73 178V179H71ZM16 178V179H15ZM58 178V179H57ZM66 178V179H65ZM62 179V180H63ZM67 179H69V180H67ZM90 179V180H89ZM61 180V181H62ZM89 180V181H88ZM9 181V182H8ZM72 182V183H71ZM13 183V184H12ZM77 184V185H76ZM12 185V186H11ZM83 186V185H82ZM87 187V186H86ZM24 189H26V188H24ZM87 189V188H86ZM27 190V189H26ZM32 190H34V191H36V190H43V191H45V189H44V186L43 185H38L37 187H35L34 189H32ZM28 191V190H27ZM47 193H48V191H47ZM86 195V196H87ZM99 197H103L102 195H99ZM50 199V200H49ZM32 200H47V201H51L52 202V204H54V202H53V200H52V198L50 197V196H40V197H37V198H32ZM90 203H88L87 205H89ZM1 208H3V206H0ZM0 214H2V213H0ZM96 218H92V220H95ZM91 220V222L90 223H88L89 225H87V228H90V229H93L94 230V225H92V224H95L94 223V221H92ZM173 222H175V221H173ZM91 224V225H90ZM64 226H65V223H64ZM81 225L79 224V223H77V224H75V223H72V224H70L69 226H68V228H73V229H77V228H79ZM62 226H58L56 229H60ZM81 228V227H80ZM131 233H133V232H131ZM140 234H136V233H133L132 234V236H133V239H138V236H139ZM58 242H59V245H61V246H59L60 248L59 249H65V248H67L68 246H83V247H89L90 245H89V242H95V239H92V238H90V237H86V236H84V235H82V234H79V233H74V234H70V235H63V236H59L58 238ZM62 242V243H61ZM90 247H92L93 249H94V251H96V252H103L104 250H105V246L104 245H100L99 247H93V246H90ZM78 254H82V255H86V256H88V257H90L91 259L93 258L88 252H85V251H76V252H72V253H65V254H63V255H61V257H69V256H72V255H78ZM115 255H121V254H119V253H117V254H115ZM126 260H129L130 259V256L128 255H126ZM92 261L94 262V260L92 259Z\"/></svg>", "mask_w": 264, "mask_h": 264}]
</instances>
